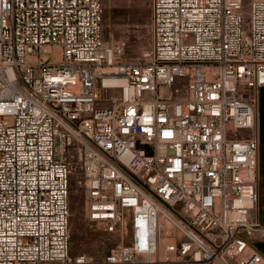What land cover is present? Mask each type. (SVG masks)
<instances>
[{
  "label": "built area",
  "instance_id": "built-area-1",
  "mask_svg": "<svg viewBox=\"0 0 264 264\" xmlns=\"http://www.w3.org/2000/svg\"><path fill=\"white\" fill-rule=\"evenodd\" d=\"M149 6L126 61L101 0H0V264H264V0ZM73 185L118 237L99 261L70 254Z\"/></svg>",
  "mask_w": 264,
  "mask_h": 264
},
{
  "label": "rangeland",
  "instance_id": "rangeland-1",
  "mask_svg": "<svg viewBox=\"0 0 264 264\" xmlns=\"http://www.w3.org/2000/svg\"><path fill=\"white\" fill-rule=\"evenodd\" d=\"M103 5L102 35L105 41L120 46V58L145 60L150 47V0H101ZM245 8L249 0H243ZM117 95V92H110ZM167 94L166 87L160 88ZM70 254L85 253L99 261L118 237L89 227L83 212V195L74 185L69 197Z\"/></svg>",
  "mask_w": 264,
  "mask_h": 264
},
{
  "label": "crops",
  "instance_id": "crops-1",
  "mask_svg": "<svg viewBox=\"0 0 264 264\" xmlns=\"http://www.w3.org/2000/svg\"><path fill=\"white\" fill-rule=\"evenodd\" d=\"M255 110L256 136L258 141L256 175L258 200L255 209L250 213V217L264 225V86L260 87L257 91ZM256 245L264 255V240L258 241Z\"/></svg>",
  "mask_w": 264,
  "mask_h": 264
},
{
  "label": "bare ground",
  "instance_id": "bare-ground-1",
  "mask_svg": "<svg viewBox=\"0 0 264 264\" xmlns=\"http://www.w3.org/2000/svg\"><path fill=\"white\" fill-rule=\"evenodd\" d=\"M121 81V80H120Z\"/></svg>",
  "mask_w": 264,
  "mask_h": 264
}]
</instances>
